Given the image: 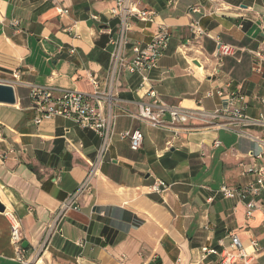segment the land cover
I'll list each match as a JSON object with an SVG mask.
<instances>
[{"label": "crops", "instance_id": "crops-1", "mask_svg": "<svg viewBox=\"0 0 264 264\" xmlns=\"http://www.w3.org/2000/svg\"><path fill=\"white\" fill-rule=\"evenodd\" d=\"M138 1L157 15L153 23L132 21L129 44L147 43L159 23L170 33L145 82L126 73L109 82L110 47L102 29L116 28L109 13L115 0H0V83L13 86L16 96L14 105L0 104V264H22L8 214L27 245L23 260L34 264H222L226 255L231 264L250 258L264 264V188L253 198L258 209L250 219L249 198L227 200L218 192L255 180L242 175L240 163L264 167V159H255L264 156V124L227 119L153 129L130 117L150 102L149 88L169 107L209 113L229 109L228 97L218 92L235 93L247 101L246 114L256 117L264 98V0ZM195 19L206 33L200 39L189 30ZM218 43L233 52L215 59ZM31 86L98 93L94 101L103 113L116 116L111 147L90 193L79 195V210L59 214L89 171L99 139L59 117L36 126ZM108 92L111 103L102 98ZM134 129L143 135L137 151L118 136ZM155 179L168 189L148 194ZM232 236L244 259L230 247Z\"/></svg>", "mask_w": 264, "mask_h": 264}, {"label": "built area", "instance_id": "built-area-1", "mask_svg": "<svg viewBox=\"0 0 264 264\" xmlns=\"http://www.w3.org/2000/svg\"><path fill=\"white\" fill-rule=\"evenodd\" d=\"M192 13H199L198 9H191ZM60 15L68 14V10L59 9ZM112 18L117 19L115 30L108 25L102 29V32L108 36L109 51V66L108 77L109 82L117 80L122 74L138 75L142 81H146V74L158 66L159 61L164 56L170 41V33L168 27L163 23L156 25V32L151 39L145 43L129 44L128 34L131 32L132 21H139L144 23H153L156 18V12L150 9L143 8L138 0H115L114 6L109 11ZM93 18L96 19L94 16ZM18 27L19 23L14 21L12 24ZM74 25L69 28V32L73 31ZM190 33L196 39H200L206 35L205 31L200 26V20H192L189 26ZM74 39H79L80 36L73 32ZM74 50L69 51L74 54ZM233 52L228 45L221 43L217 44L213 57L219 59L228 56ZM260 57V55H258ZM94 86H97V81L92 77L89 78ZM219 97H228L229 109L225 111H216L211 114L199 109L187 110L181 107H169L165 105L156 91L149 88L146 91V96L150 99L149 103L142 104L136 114L130 117L148 125L153 129H165L168 125L171 126H186L189 123L196 121L203 126L212 125V121L216 118L225 120H232L237 122H244L251 126H261L264 124V98L260 99V104L263 107L256 117H249L246 114L247 101L244 97H240L235 93L223 94L217 93ZM211 97V94H207ZM98 93L83 94L77 91L69 90H55L45 86H31L28 92V99L31 101V109L34 113L32 119L33 123L38 126L43 121L52 118H63L80 129L92 131L99 139V145L91 164L82 183L71 193L62 203L59 214H63L68 209L79 210L78 197L81 193H90L92 187V180L99 174V169L105 160L107 152L112 144V139L115 134L116 116L104 114L98 102L94 99H99ZM111 103L112 95L107 93L102 97ZM226 129L225 124L220 125ZM119 139L127 141L129 148L132 151H137L141 148L143 142V135L139 129L132 131H124L119 133ZM220 142L218 140L213 142V147L218 148ZM255 159H264L263 154L259 153ZM243 168L242 175L252 174L255 180L243 186L229 187L222 185L219 188V194L222 198L227 200H237L239 202L249 201L246 203V218H252L255 211L258 209L253 198L258 197L261 190L264 188V167L258 166L253 169L246 168L242 163L239 164ZM168 189L167 184L159 179L146 189L148 194H160ZM264 216V207L259 208ZM10 221V236L13 244L16 247L19 255L18 259L22 264H34L29 260H23V248L21 246L22 239L20 236V226L15 217L11 214L7 215ZM251 245L257 247L256 241H252ZM231 248L238 250L240 256L244 259V251L239 240L232 236ZM204 254L216 255L217 252L213 249H202ZM246 264H254L253 259H246ZM232 256L226 255L222 264H231Z\"/></svg>", "mask_w": 264, "mask_h": 264}, {"label": "water", "instance_id": "water-1", "mask_svg": "<svg viewBox=\"0 0 264 264\" xmlns=\"http://www.w3.org/2000/svg\"><path fill=\"white\" fill-rule=\"evenodd\" d=\"M194 64H196L194 62ZM16 102V96L13 86L0 83V104L12 106ZM0 212H4V208L0 205ZM22 248L26 249L25 242L22 243Z\"/></svg>", "mask_w": 264, "mask_h": 264}, {"label": "rangeland", "instance_id": "rangeland-1", "mask_svg": "<svg viewBox=\"0 0 264 264\" xmlns=\"http://www.w3.org/2000/svg\"><path fill=\"white\" fill-rule=\"evenodd\" d=\"M263 98V97H262ZM262 98H259V102H260V99H262ZM230 107V106H229ZM216 111H225L224 109H218V110H214L213 112H210L211 114H214V113H216ZM216 120H221V119H218V118H216V119H214L213 121H216Z\"/></svg>", "mask_w": 264, "mask_h": 264}, {"label": "trees", "instance_id": "trees-1", "mask_svg": "<svg viewBox=\"0 0 264 264\" xmlns=\"http://www.w3.org/2000/svg\"><path fill=\"white\" fill-rule=\"evenodd\" d=\"M58 141L56 140V143H57Z\"/></svg>", "mask_w": 264, "mask_h": 264}]
</instances>
